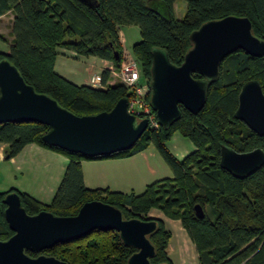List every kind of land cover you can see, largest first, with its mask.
<instances>
[{"label":"trees","instance_id":"trees-1","mask_svg":"<svg viewBox=\"0 0 264 264\" xmlns=\"http://www.w3.org/2000/svg\"><path fill=\"white\" fill-rule=\"evenodd\" d=\"M97 1V5H91L82 0H0V17L8 12L14 15L12 45L9 53H0V61H11L28 84L78 116L111 111L118 100L128 96L127 87L122 83L109 85V69L102 72V87L75 84L55 70L56 59L70 51L119 66L122 27L136 26L140 30L141 39L133 45L132 52L149 85L151 49L164 48L170 61L179 66L191 48V32L207 21L230 15L247 17L254 35L264 40V0H185L186 12L181 19L174 17L176 0H163L171 13L170 19L152 11L147 6L148 0ZM116 51L118 60L114 58ZM194 77L201 78L197 74ZM250 80H257L264 92V57H253L242 50L229 55L222 62L219 80L210 86L206 105L199 114L180 106L181 118L169 130L149 129L133 148L108 157L88 158L48 146L42 137L49 127L42 124H1L0 144L6 145V160L15 158L33 143L70 160L50 204L16 189L0 193V240L13 235L5 219L3 198L15 191L31 215L45 210L73 216L90 201L115 206L126 219H154L147 215L158 209L167 218L181 223L197 249L199 264H264V166L239 179L220 165L223 144L239 153L264 150V136L234 117L240 90ZM175 131L194 144L183 159H178L166 146ZM150 145L160 153L173 177L149 184L140 194L85 186L81 160L133 156ZM197 205L204 212L203 218L196 214ZM70 209L74 211L68 212ZM156 220L159 228L150 239L157 253L151 263L173 264L168 252L172 232L165 228L163 220ZM134 252L122 243L118 232L94 231L43 254L68 264H127Z\"/></svg>","mask_w":264,"mask_h":264},{"label":"water","instance_id":"water-1","mask_svg":"<svg viewBox=\"0 0 264 264\" xmlns=\"http://www.w3.org/2000/svg\"><path fill=\"white\" fill-rule=\"evenodd\" d=\"M82 1L91 5L98 2ZM147 6L170 19L171 13L163 0H148ZM189 41L191 48L179 66L170 61L164 48L151 49L150 102L159 125L166 130L180 120V106L194 115L204 109L208 90L219 80L220 66L229 55L242 50L253 57H264V40L254 35L247 17L230 15L207 21L191 32ZM114 58L119 59L117 51ZM195 74L201 78H195ZM128 107V97H124L111 111L78 116L28 84L11 61H0V125L38 123L48 126L42 141L50 147L88 158L130 150L149 130V122L132 115ZM234 117L257 135L264 136V92L257 80L242 86ZM220 153L221 167L239 179L264 166V150L260 148L239 153L223 144ZM3 203L5 219L13 235L8 240H0V264H68L43 251L80 240L94 231L118 232L122 243L135 250L127 264H152L156 256L150 239L159 228L156 219H126L121 209L101 201L84 203L73 216H59L45 210L31 215L15 191L7 193ZM195 211L199 218L204 217L199 205ZM29 253L38 256L32 257Z\"/></svg>","mask_w":264,"mask_h":264},{"label":"crops","instance_id":"crops-1","mask_svg":"<svg viewBox=\"0 0 264 264\" xmlns=\"http://www.w3.org/2000/svg\"><path fill=\"white\" fill-rule=\"evenodd\" d=\"M177 1L178 0L175 1L174 9H176ZM7 14H11L12 18L14 17L12 12H8L5 15ZM5 15L1 17H4ZM183 16L184 14L182 16H178L177 19H181L183 18ZM119 35L121 43L123 44V49H126L125 41L121 31H119ZM69 56L80 62L83 61V63L87 65V76L86 78H84L85 81H83L82 83H78L72 78H68L58 70L61 62L60 60ZM112 64L113 63L111 61L103 60L97 57H83L78 56L73 52L65 51L63 52V54H60L57 57L55 70L75 84H85L93 86L90 80L91 75H96L97 73H99V75L101 76L103 70L109 69ZM108 84L114 85L115 82L112 81V78H110ZM99 87H102V85ZM5 154L6 145L0 144V159L6 160ZM16 158H20L21 165L39 160L38 170H36V173H34L33 175L34 179L37 180L38 188L34 189V191H29L26 188H23L19 191L29 193L40 202L49 204L45 202H50L53 199V193H55V190H57L65 174L70 159L64 154L48 148H44L36 143L27 145L21 151V153H19V155H17L15 158L11 159V161H15ZM81 165L83 170L84 184L87 188L109 189L111 191H118L127 194L132 192L140 194L145 191L146 187L149 184L166 177H173L172 170L165 163L160 153L153 145L148 146L145 150L134 154L133 156L93 160L83 159L81 160ZM48 197H52V199L47 201L48 199H50ZM149 216L161 219L163 221L166 217L158 209H152L149 213ZM172 221L179 222L175 220ZM171 232L172 238L168 247L169 256L171 255V252H176L180 259L179 264H194L195 260H198V253L188 233L186 231Z\"/></svg>","mask_w":264,"mask_h":264},{"label":"rangeland","instance_id":"rangeland-1","mask_svg":"<svg viewBox=\"0 0 264 264\" xmlns=\"http://www.w3.org/2000/svg\"><path fill=\"white\" fill-rule=\"evenodd\" d=\"M137 1L141 3L142 2L145 3L146 0H137ZM185 7H186L185 0H178L176 9H174V17L177 18L178 16H182L183 14H185L186 12ZM13 18L11 14H7L4 17L0 18V53H9L10 51V46L12 45V41H13V34H12ZM121 33L125 41L126 49L133 55L132 52L133 45L139 42L141 39L139 28L136 26H125L121 28ZM123 52L124 49L122 48V53ZM60 61H61L60 66L58 65L59 66L58 70L60 72H62L68 78H72L73 80L77 81L78 83H82L83 81H85L84 78H86L87 76V71H86L87 65L84 64L83 61L80 62L70 56L63 58ZM119 67L120 65L119 66L114 65V70L113 72H111L112 81H114L115 83H119V74H120ZM96 75H99V73H97ZM94 76L95 75H91L90 80H92ZM240 128L242 129V126H240ZM166 146L169 149V151L173 155H175L178 159H183L187 154H189L194 149V144L192 143V141L189 138L182 135L179 131L174 132L171 139L166 143ZM38 165H39V160L31 163H26L25 165H21L20 158H16L15 161L0 159V193H6L11 189L22 190L23 188H26L29 191H34V189H37L38 188L37 180L34 179L33 175L34 173H36V170H38ZM56 191L57 190H55V193ZM55 193L53 194L55 195ZM51 199L52 197L47 201ZM50 202H45V203L50 204ZM73 211H74L73 209L68 210V212L70 213ZM147 218L157 219L149 215H147ZM164 219H165L164 225L167 230L185 231L180 222H174L170 219H167L166 217ZM170 254L173 264H179L180 259L177 253L171 252ZM194 264H199V261L195 260Z\"/></svg>","mask_w":264,"mask_h":264},{"label":"built area","instance_id":"built-area-1","mask_svg":"<svg viewBox=\"0 0 264 264\" xmlns=\"http://www.w3.org/2000/svg\"><path fill=\"white\" fill-rule=\"evenodd\" d=\"M114 64L109 68L113 72ZM119 83L127 87L129 112L138 119H147L149 122V129L157 130L161 126L157 120L156 112L153 110L150 99V86L143 78L139 64L135 57L124 49L122 53V60L120 63ZM102 77L95 75L91 80L93 86H101Z\"/></svg>","mask_w":264,"mask_h":264}]
</instances>
